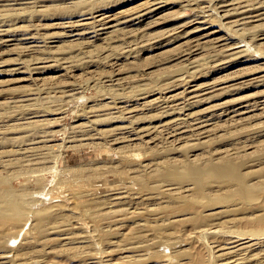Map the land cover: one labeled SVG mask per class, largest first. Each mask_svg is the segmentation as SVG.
<instances>
[{
  "label": "rangeland",
  "instance_id": "rangeland-1",
  "mask_svg": "<svg viewBox=\"0 0 264 264\" xmlns=\"http://www.w3.org/2000/svg\"><path fill=\"white\" fill-rule=\"evenodd\" d=\"M225 1L157 0L161 17L139 20L155 0H0V40L7 42L0 41V207L13 200L23 207L19 224L0 227L9 236L0 253L10 256L0 264H219L217 246L227 236L264 233V105L231 112L264 102V84L252 80L264 74V0ZM94 18L114 19V27L94 32ZM79 22L84 33L69 27ZM204 25L209 30L196 32ZM234 43L244 52L225 54ZM180 75L214 90L181 96ZM115 101L125 107H112ZM245 116L254 117L241 123ZM123 124L132 126L133 141L110 133ZM148 128L151 135L141 132ZM32 141L48 157L22 166L16 154ZM228 157L248 174L247 197L236 194L228 172L200 171Z\"/></svg>",
  "mask_w": 264,
  "mask_h": 264
},
{
  "label": "bare ground",
  "instance_id": "bare-ground-1",
  "mask_svg": "<svg viewBox=\"0 0 264 264\" xmlns=\"http://www.w3.org/2000/svg\"><path fill=\"white\" fill-rule=\"evenodd\" d=\"M36 1V0H35ZM43 1H45V0H43ZM157 0H155V2H153L152 4H148V2H147V4H148V6H146V8H144L143 10H141L140 11V13H138L137 15H136V17L135 16H133V14H132V16L133 17H135L136 19H143V18H146V17H148V16H152V17H155V16H158L159 14H160V11H161V9H162V6L161 5H163V4H161L160 5V3L159 2H156ZM158 1H160V0H158ZM227 2H228V0H226ZM226 1H225V4H226ZM261 1V0H260ZM259 0H258V2L259 3H262L263 2V0H262V2H260ZM150 2V1H149ZM37 3V2H36ZM35 3V4H36ZM230 3H232V2H230ZM234 3V2H233ZM259 3H258V5L256 4V7L257 6H259ZM227 4H229V3H227ZM254 4V3H253ZM220 5V4H219ZM219 5H216L217 7L216 8H219L218 6ZM231 5V4H230ZM229 5V6H230ZM249 4H246V5H242L243 7L244 6H247V7H249L248 6ZM263 5V4H262ZM223 6V5H222ZM241 6V7H242ZM251 6H253V5H251ZM251 6H250V8H251ZM261 6V5H260ZM255 7V6H254ZM264 7V6H263ZM262 7V8H263ZM220 8H221V6H220ZM238 8L239 7H237V9L236 10H238ZM246 8V7H245ZM260 7H258V9H259ZM242 9V8H241ZM246 9H248V8H246ZM246 9H244L245 11H247ZM252 9V8H251ZM254 10H255V8H254ZM243 11V10H242ZM249 11H251V10H249ZM89 12V11H88ZM93 12V11H92ZM91 12V13H92ZM139 12V11H138ZM230 11H228V13L226 12V15L228 14H230L229 13ZM234 12H236V11H233V13ZM90 13V14H91ZM239 13V12H238ZM251 13V12H250ZM84 14V13H83ZM89 14V15H90ZM97 14V13H96ZM134 14H136V13H134ZM200 14V13H199ZM198 14V15H199ZM215 14H220V13H215ZM235 14H237V12L235 13ZM234 14V15H235ZM240 14V13H239ZM245 14V13H244ZM244 14H243V16H244ZM227 15V16H228ZM232 15V14H231ZM241 15V14H240ZM85 16H88V15H85ZM94 16V15H93ZM131 16V15H130ZM217 16H219V15H217ZM261 16H263V15H261ZM91 17V16H90ZM90 17H89V19H90ZM158 17H161V16H158ZM238 17V16H237ZM241 17V16H240ZM260 17V16H259ZM98 18V17H97ZM97 18H94V20H93V22L94 21H96V20H98ZM106 18V17H105ZM132 18V17H131ZM131 18H128L127 17V19L129 20V19H131ZM197 17H195L194 19H196ZM200 18H202V17H200ZM222 18V17H221ZM257 18V17H256ZM96 19V20H95ZM123 19H124V17H123ZM127 19H125L124 21H120L119 23H118V25H120V24H123V23H126V22H129V21H127ZM154 20H155V18H153ZM83 20V19H82ZM121 20V19H120ZM132 20H135V19H132ZM148 20V19H147ZM240 20V19H239ZM244 20V19H243ZM114 21V19H100V20H98L97 22H98V24L99 25H96L97 27L99 26V28H98V30H96V31H94V32H97V31H104V30H106V29H110V28H112V27H114V25H111L110 23H112ZM119 21V20H118ZM150 21V20H149ZM157 21H159V19L158 20H156V23H154L155 25L157 24ZM199 22H200V20H198ZM197 21V19H196V22H198ZM206 21V20H205ZM241 21V20H240ZM77 22V21H76ZM92 22V21H91ZM115 22V21H114ZM137 22V21H136ZM151 22V21H150ZM149 22V27H151L150 25H152L151 23ZM251 22V21H250ZM138 23V22H137ZM143 23V22H142ZM235 23V22H234ZM238 23V22H237ZM86 24V23H85ZM85 24H80V22H79V24H77L76 23V25H75V23L74 24H70V28H71V30L72 31H77V30H81V29H84V28H82V27H85ZM95 24H97V23H95ZM136 24V23H135ZM196 24V23H195ZM239 24V23H238ZM241 24H243L242 22H241ZM67 25H68V23H67ZM88 25V24H87ZM94 25V24H93ZM116 25V24H115ZM126 25V24H125ZM146 25V24H145ZM148 25V24H147ZM154 25V26H155ZM90 26V25H89ZM95 26V25H94ZM117 26V25H116ZM129 26V25H128ZM131 26V25H130ZM184 26V25H183ZM244 26H247V25H244ZM118 27V26H117ZM120 28H121V26H119ZM138 27V26H137ZM140 27V26H139ZM148 27V28H149ZM177 27H180V26H177ZM182 27V26H181ZM198 27V26H197ZM202 27V28H201ZM200 27V29L198 28V29H195V30H198V31H196V32H204V31H206V30H209V28L210 27H206L205 28V25H204V27L203 26H201ZM123 28V27H122ZM121 28V29H122ZM125 28V27H124ZM123 28V30H126V29H124ZM184 28V27H183ZM87 29V28H86ZM119 29V28H118ZM70 30V29H69ZM132 29H130V31H131ZM175 30V29H174ZM173 30V31H174ZM177 30V29H176ZM243 30H246V28L245 29H243ZM82 31V30H81ZM81 31L80 32H78V33H81ZM86 31H88V30H86ZM85 31V32H86ZM118 31V30H117ZM116 31V32H117ZM119 31H120V29H119ZM178 31H179V29H178ZM7 32V31H6ZM5 32V33H6ZM230 32V31H229ZM228 32V33H229ZM231 32H233V31H231ZM237 32V31H236ZM71 33V32H70ZM76 33V32H75ZM82 33H84L83 31H82ZM98 33H100V32H98ZM129 33V32H128ZM132 33V32H131ZM173 33H175V32H173ZM195 33V32H194ZM71 34H74V33H71ZM96 34V33H95ZM102 34V33H101ZM191 34H193V33H191ZM200 34V33H199ZM212 33H206V34H202V35H200L201 37H200V39H203V38H206V37H208V36H210ZM16 35V34H15ZM76 35H81V34H76ZM100 35V34H99ZM145 35V34H144ZM144 35H142L141 37H143ZM231 35V34H230ZM28 36V35H27ZM86 36V35H85ZM95 36V35H94ZM101 36V35H100ZM12 37V36H11ZM16 37V36H15ZM29 37H31L30 35H29ZM80 37H82V36H80ZM84 37V36H83ZM98 37V36H97ZM127 37H128V35H127ZM181 37H182V35H181ZM234 37V36H233ZM233 37L231 36L230 38H232L233 39ZM130 38H131V36H130ZM194 38V37H193ZM196 38V37H195ZM194 38V39H195ZM3 39H5V38H3ZM10 40L11 38H8L7 37V39L6 40ZM26 39V38H25ZM84 39V38H83ZM194 39H192V41L194 40ZM222 39V38H221ZM84 40H86V39H84ZM89 40V39H88ZM88 40H86V41H88ZM90 40H92L91 38H90ZM197 40V39H196ZM1 41V40H0ZM4 41V40H3ZM3 41H1V43L3 42ZM24 41H26V40H24ZM30 41V40H29ZM200 41V40H199ZM219 41V40H218ZM9 42V41H8ZM27 42V41H26ZM91 42V41H90ZM93 42H94V40H93ZM92 42V43H93ZM221 42V41H220ZM226 42V41H225ZM225 42H223L222 41V43L224 44ZM3 43H5V42H3ZM7 43V42H6ZM5 43V44H6ZM87 43H89V41L87 42ZM197 43H199L198 41H197ZM196 43V44H197ZM222 43H220V44H222ZM90 44V43H89ZM199 44H201V43H199ZM217 44H218V42H217ZM219 44V45H220ZM228 44V43H227ZM227 44H225V45H227ZM235 44V43H234ZM35 45V44H34ZM193 45H195V44H193ZM202 45V44H201ZM200 45V46H201ZM229 45V44H228ZM238 45V44H237ZM236 44H235V46H228V47H231L230 49L228 48L227 50H224L225 51V54L226 53H230L229 55H232V54H239V53H241V46H237ZM5 46V45H4ZM37 46V45H36ZM191 46V45H190ZM221 46V45H220ZM30 47V46H29ZM28 47V48H29ZM33 47V46H32ZM39 47V46H38ZM192 47V46H191ZM197 47H199L198 46V44H197ZM197 47H195V48H197ZM244 47V46H243ZM27 48V49H28ZM31 48V47H30ZM29 48V49H30ZM195 48H193V49H195ZM245 48V47H244ZM24 49H26V48H24ZM33 49H35V47L33 48ZM190 49V50H189ZM188 49V53L191 51V48H189ZM222 49V48H221ZM31 50V49H30ZM248 49L246 48V51H247ZM29 51V50H28ZM193 51V50H192ZM195 51V50H194ZM198 51H200V50H198ZM197 52V51H196ZM242 52H244V51H242ZM193 54L195 53V52H192ZM191 53V54H192ZM212 54H214V53H212ZM237 54V55H238ZM24 55V54H23ZM189 55V54H188ZM222 55H224V52H222ZM243 55H244V53H243ZM246 56V55H245ZM188 57V56H187ZM216 57V56H215ZM215 57H213L214 59H216ZM224 57H225V55H224ZM231 57V56H230ZM239 57V56H238ZM228 58V60H229V57H227ZM247 58V57H246ZM210 59V58H209ZM226 59V58H225ZM211 60V59H210ZM221 60V59H220ZM227 60V61H228ZM230 60H232V59H230ZM243 59H241V61H242ZM216 61V60H215ZM222 62V61H221ZM220 62V63H221ZM232 62V61H231ZM223 63V62H222ZM229 63V62H228ZM22 64H23V62H22ZM198 65L199 66V64L196 62L195 63V65ZM224 66H226V65H224ZM230 66V65H229ZM222 67H223V65H222ZM225 68H228V66L227 67H224L223 69H225ZM193 69H195V68H193ZM217 70H218V68H217ZM219 70H220V68H219ZM222 71V70H221ZM224 71V70H223ZM260 71H263V70H260ZM214 72V71H213ZM209 73V72H208ZM260 75V74H259ZM178 79H177V81H178V88H183L184 86V88H185V91L183 92V94L181 95V96H185V97H188L189 99H199L200 98V96H201V98H203L202 97V95L203 94H206V92L208 91V89L209 88H211V87H209V84L210 83H212V82H207V83H205V84H197V83H195V80L194 79H192V77L190 78V80H184V78L185 77H183L182 75H180V76H178L177 77ZM198 78V77H197ZM188 79V78H187ZM253 81L255 80V82L257 83V84H260L261 85V83L262 84H264V74L263 75H261V76H257V77H255L254 79H252ZM221 81V80H220ZM224 81V80H223ZM222 81V82H223ZM252 81V82H253ZM186 82V83H185ZM214 82V81H213ZM201 83V82H200ZM209 83V84H208ZM218 84L217 82H214V85H216V84ZM221 83V82H220ZM219 83V84H220ZM206 84H208V85H206ZM253 84V83H252ZM217 86V85H216ZM254 86H255V84H254ZM118 87H119V85H118ZM216 88V87H215ZM212 90H214V89H212ZM212 90H209V91H212ZM208 91V92H209ZM181 93H182V91H181ZM116 96V95H115ZM125 96L126 97H129V96H127V94H125ZM132 96V95H131ZM180 96V97H181ZM123 97V96H122ZM165 97V96H164ZM117 98H121V96H119V97H117ZM116 98V99H117ZM179 98V97H178ZM187 98V99H188ZM263 98V97H262ZM111 99V98H110ZM126 99H128V98H126ZM162 99H164V98H162ZM162 99H161V101H162ZM173 99H177V96H173ZM182 99V98H181ZM119 100V99H118ZM129 100H133V99H129ZM136 100V99H135ZM160 100V99H159ZM158 100V101H159ZM204 100V99H203ZM126 101V100H125ZM157 101V100H156ZM167 101V100H166ZM165 101V102H166ZM181 101H183V100H181ZM180 101V102H181ZM184 101H186V100H184ZM195 101H197V100H195ZM152 102H154V101H152V100H150V103L152 104ZM160 102V101H159ZM164 102V101H163ZM162 102V103H163ZM188 101H186V103H187ZM190 102H191V100H190ZM123 104V107H125L124 106V103L123 102H118V101H115L114 102V104L112 105V104H110V105H112V107L114 106L115 107V105H116V109H117V107H119V108H121L122 109V105L121 106H119L120 104ZM126 103V102H125ZM136 103V102H135ZM167 103V102H166ZM250 103H253V102H250ZM250 103H240V104H238V106H237V108H234L231 112L233 113V114H235V116H236V114L237 115H245V114H247V113H250V112H253L254 111V109H255V107H258V108H260L259 107V105H264V102L263 103H261V104H258V103H256L255 102V104L253 103V104H250ZM145 104H146V102H145ZM149 103H147L146 105H148ZM151 104H149V106L151 105ZM188 104V103H187ZM197 104V103H196ZM107 105V104H106ZM110 105L108 104V106L110 107ZM118 105V106H117ZM128 105V104H127ZM132 105V104H131ZM143 105V104H142ZM153 105V104H152ZM155 105V104H154ZM159 105V104H158ZM191 105H193V103L191 104ZM104 106V105H103ZM138 106H139V104H138ZM144 106V105H143ZM143 106H141L142 107V109H143ZM148 106V107H149ZM157 106V105H156ZM161 106V105H160ZM168 106H171V105H168ZM105 107H107V106H105ZM104 107V108H105ZM141 107H139V108H137V107H135V108H137L136 110L138 111ZM165 107H166V105H165ZM184 107V106H183ZM193 107V106H192ZM191 107V108H192ZM262 107V106H261ZM104 108H103V110H104ZM108 108V107H107ZM127 108V107H126ZM149 108H151V107H149ZM153 108V107H152ZM169 108H171V107H169ZM187 108H188V106H187ZM194 108V107H193ZM262 108H264V107H262ZM109 109V108H108ZM128 109V108H127ZM145 109H148V108H145ZM160 109V108H159ZM186 109V108H185ZM228 109V108H227ZM107 110V109H106ZM111 110V109H110ZM119 110V109H118ZM124 110V109H123ZM162 110H165V108H164V106H163V109ZM252 110V111H251ZM120 111V110H119ZM125 111V110H124ZM123 111V112H124ZM170 111V110H169ZM185 111V110H184ZM122 112V111H121ZM120 112V113H121ZM126 113L125 114H127V112H129V114H131L132 115V109L131 108H129V110H126L125 111ZM179 112H181V111H179ZM183 112V111H182ZM103 113V112H102ZM106 113H108V112H105V114ZM116 113H117V111H116ZM166 113H167V109H166ZM188 113H190V112H188ZM204 113V112H203ZM228 113V112H227ZM230 113V112H229ZM231 113V114H232ZM25 114V113H24ZM109 114V113H108ZM113 114V113H112ZM121 114H123V113H121ZM181 114V113H180ZM187 114V113H186ZM224 114H226V113H224ZM232 114V115H233ZM23 115V114H22ZM118 115H120V114H118ZM117 114L115 115L116 117H113V118H115V119H117V116H118ZM133 115H135V114H133ZM191 115V114H190ZM201 115V114H200ZM207 115V114H206ZM205 115V116H206ZM213 115V114H212ZM211 115V116H212ZM230 115V114H229ZM231 115V116H232ZM256 115V114H255ZM254 115V116H255ZM121 116V115H120ZM128 116V115H127ZM127 116L125 117V118H122V122H126V119H127ZM177 116H179V115H177ZM185 116V115H184ZM188 116V115H187ZM209 116V115H208ZM234 116V115H233ZM232 116V117H233ZM234 116V117H235ZM254 116H248V117H240V121H241V123L242 122H246V120L249 118V117H254ZM20 117H21V115H20ZM23 117H25V118H27L26 116H23ZM123 117V116H122ZM133 117V116H132ZM196 117V116H195ZM204 117V116H203ZM29 118V117H28ZM27 118V119H28ZM178 118V117H177ZM177 118L175 117V119H176V121H177ZM211 118V117H210ZM213 118H215V117H213ZM217 118V117H216ZM239 118V117H238ZM120 118H118L117 120H119ZM185 119V118H184ZM187 119V118H186ZM197 119V118H196ZM195 119V120H196ZM199 119V118H198ZM208 119V118H207ZM218 119V118H217ZM22 120V119H21ZM23 120H25V119H23ZM114 120V119H113ZM130 120V119H129ZM194 120V119H193ZM209 120H211V119H209ZM236 120H238V119H236ZM31 121V120H30ZM30 121H26V123H27V125L29 126L30 124H31V122ZM111 121H112V119H111ZM197 121V120H196ZM233 121H235V120H233ZM25 122V121H24ZM116 122V121H115ZM181 122V121H180ZM186 122V121H185ZM184 122V123H185ZM191 122V121H190ZM195 122V121H194ZM198 122H199V120H198ZM207 120L206 119H204V121L203 120H201V122L200 123H198V124H204V125H207ZM23 123V122H22ZM29 123V124H28ZM32 123H33V121H32ZM129 123V122H128ZM131 123V122H130ZM129 123V124H130ZM239 123V122H238ZM34 124V123H33ZM180 124V123H179ZM182 124V123H181ZM180 124V125H181ZM187 124H189V123H187ZM194 124V123H193ZM195 124H197V123H195ZM124 125V126H123ZM123 125H121V126H118V127H116V128H114L113 130H112V132H110V133H112V134H118V136L119 135H122V137H120L119 136V140L120 141H122V142H130V141H133L132 140V132L130 131L131 129H132V126L130 127L128 124L126 125V124H123ZM131 125V124H130ZM169 125V124H168ZM164 126V125H163ZM171 126V125H170ZM184 126V125H183ZM196 126V125H195ZM23 127V126H22ZM179 128H180V126H178ZM188 127H192V125H191V123H190V126H188ZM208 127V126H207ZM218 127H220V126H218V125H216V123H215V126L213 125V127H211L210 129H208V130H202L203 132H206V136L205 137H207L208 138V136H210L212 133H215V131L218 129ZM24 128H25V126H24ZM177 127H175L174 128V132H175V130H177L176 129ZM198 128H200L199 126L196 128L197 130H198ZM185 129H186V127L185 128H183V132L185 131ZM189 129V128H188ZM188 129H187V131H188ZM192 130H193V128H191ZM111 130V129H110ZM154 130V129H153ZM182 131H181V133H182ZM186 131V132H187ZM198 131H200V130H198ZM202 131H200V132H202ZM136 132V131H135ZM138 132V131H137ZM141 132L142 133H146V134H149V135H151L150 134V132H151V128H148V129H142L141 130ZM189 132H191V130L189 129ZM193 132H195V131H193ZM177 133H180L179 131L177 132ZM111 134V135H112ZM154 134V133H153ZM189 134H191V133H189ZM200 135L201 133H197V135ZM113 135V136H114ZM136 135L137 136H140L138 133H136ZM162 134H160V136H161ZM174 135V134H173ZM194 137L196 136V135H194V134H192ZM192 135H190V137L192 136ZM205 135V134H204ZM203 135V136H204ZM116 136V135H115ZM146 136V135H145ZM144 136V137H145ZM155 137H156V135H154ZM160 136H159V138H160ZM134 137H136V136H134ZM155 137H152V138H155ZM176 137V136H175ZM178 137V136H177ZM188 137H189V135H188ZM115 138V137H114ZM141 137H139L138 139H140ZM150 138V137H149ZM173 138V137H172ZM180 138V137H179ZM178 138V139H179ZM184 138V137H183ZM186 138H187V136H186ZM195 138H197V137H195ZM44 139V138H43ZM113 139V138H112ZM116 139V138H115ZM134 139V138H133ZM137 139V140H138ZM143 139V138H142ZM157 139V138H156ZM156 139H154V140H156ZM174 139V138H173ZM192 140H195L194 138H191ZM198 139V138H197ZM46 140V139H45ZM44 140V143L47 141H45ZM38 141H42V140H38ZM38 141H32L33 143H29L30 145L27 147V148H20V151L16 154L17 155V157L18 158H15L16 160H17V162L20 164V165H22V166H27V167H29V166H32V167H34V165H36V164H42V162L43 163H45V161H46V159H47V157H48V155H47V153L44 151V150H46V149H43V147L42 146H45V145H39V144H41L40 142H38ZM118 141V140H117ZM116 141V144L118 143ZM119 141V142H120ZM151 141V140H150ZM179 141V140H178ZM121 142V143H122ZM144 142V141H143ZM113 143H114V141H113ZM141 143H142V141H141ZM115 144V143H114ZM123 144H125V143H123ZM127 144V143H126ZM145 144V143H144ZM147 144V143H146ZM132 146V145H131ZM45 148V147H44ZM46 148H47V146H46ZM49 149V148H48ZM14 153H16V152H14ZM47 156V157H46ZM129 156V155H128ZM127 156V157H128ZM14 157V156H13ZM12 157V158H13ZM126 159V158H125ZM128 159L130 160L131 158H129L128 157ZM231 158L230 157H228V158H224V159H220L221 161L219 162V163H214V162H211V163H207V165L206 166H204L203 168H201L200 169V171L201 172H210V173H217V174H220V173H223V172H228L229 173V177H228V179H229V181L230 182H232L231 184H236V186H237V188H236V190H235V192H236V194L239 196V197H247V195H249V194H251L252 193V190H251V184L247 181L248 180V174H242L241 172H240V168H241V166H240V164L238 163V162H236V161H233V160H230ZM11 161V160H10ZM125 161H127V159L125 160ZM15 162V161H14ZM17 162H15V163H17ZM20 165H17V166H20ZM186 165L188 166V167H190V163L189 162H187L186 163ZM22 166H20V169H22L21 167ZM37 166V165H36ZM20 169H18V171L20 170ZM24 169H26V167H24ZM192 169V167L190 168V170ZM23 170V169H22ZM36 175V174H35ZM40 175V174H39ZM32 176H34L33 174H32ZM30 178H31V175H30ZM36 179H37V177H36ZM40 178H38V180H39ZM10 191V190H9ZM200 193V192H199ZM116 198V197H115ZM125 198V197H124ZM117 200H119V199H117ZM122 201H124V199H121ZM113 202V201H112ZM21 203V202H20ZM122 204H124V203H118L117 205H122ZM21 205L22 204H19V202H17V201H14L13 200V202H11L10 204H8V207L7 208H5V209H2L1 207H0V219H1V224H0V227H6V225L8 224V223H13V224H19V222H20V220H21V218H22V212H23V207H21ZM113 206H115V205H113ZM188 208H189V206H188ZM146 210V208L145 207H143V208H141V211L139 212V214L141 213H143L144 211ZM122 211V210H121ZM124 211V210H123ZM110 214H115V211L114 210H110V212H109ZM137 212H134V214H136ZM125 217H127V216H125ZM124 217V218H125ZM120 219H122V218H120ZM46 220L47 219H45L44 217H42L41 219H40V223H39V225L42 227V229H44V227H45V223H46ZM64 232V231H63ZM8 233H0V248H1V250L2 249H4L5 247H6V240H5V237H7L8 235H7ZM67 234V233H66ZM17 235V234H16ZM68 235V234H67ZM246 234H242V235H233V236H231V235H229V237L227 236V238L225 239V240H223V242H221L220 244H218V248H220L219 250V252H222L220 255H219V257L221 258L220 259V261H219V264H264V233H260V234H252V235H247V236H245ZM70 236V235H69ZM9 237V236H8ZM17 237H18V235H17ZM11 238H13V237H11ZM65 238V237H64ZM66 238H67V236H66ZM6 239H8V238H6ZM14 240H15V237L13 238ZM69 239H71V238H69ZM10 240V239H9ZM8 244V243H7ZM4 246V247H3ZM9 246V245H8ZM7 248V247H6ZM0 250V251H1ZM8 249H6V251H7ZM9 258L10 256H8V254L6 255V256H2L1 255V253H0V258ZM125 258H131L130 256H126ZM165 260V259H164ZM168 260V259H167ZM167 260H165L166 262H168ZM92 263H94V264H98V263H101L100 262V260L99 259H97V258H93V260H92Z\"/></svg>",
  "mask_w": 264,
  "mask_h": 264
}]
</instances>
